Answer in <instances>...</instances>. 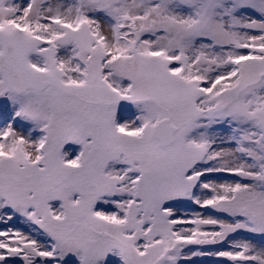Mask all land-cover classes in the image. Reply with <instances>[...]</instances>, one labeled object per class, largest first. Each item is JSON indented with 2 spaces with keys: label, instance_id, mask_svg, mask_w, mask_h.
<instances>
[{
  "label": "snow or ice",
  "instance_id": "snow-or-ice-1",
  "mask_svg": "<svg viewBox=\"0 0 264 264\" xmlns=\"http://www.w3.org/2000/svg\"><path fill=\"white\" fill-rule=\"evenodd\" d=\"M0 264H264V0H0Z\"/></svg>",
  "mask_w": 264,
  "mask_h": 264
}]
</instances>
